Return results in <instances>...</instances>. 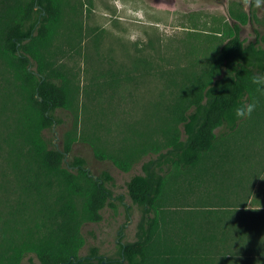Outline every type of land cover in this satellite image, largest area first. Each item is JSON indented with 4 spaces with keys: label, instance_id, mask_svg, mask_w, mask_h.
I'll use <instances>...</instances> for the list:
<instances>
[{
    "label": "trees",
    "instance_id": "1",
    "mask_svg": "<svg viewBox=\"0 0 264 264\" xmlns=\"http://www.w3.org/2000/svg\"><path fill=\"white\" fill-rule=\"evenodd\" d=\"M254 5L256 0H249V8ZM81 6L78 0H0V264H25V258L29 264H264V208L237 214L203 208L181 217L165 204L172 180L194 168L201 171L205 157L213 156L224 135L215 129L233 130L244 118L234 115L235 107L262 89L251 78L264 74V33L254 28L248 43L240 35L246 22L264 27V15L250 9L237 12L223 32H212L204 61L175 68L168 122L158 129L161 140L149 144L150 134L141 133L139 148L120 153L94 147L98 159L124 171L148 146L156 155L126 182L139 211L135 238L119 239L105 262L95 246L80 254L83 223L100 221L104 206L122 199L107 185L113 180L108 172L94 177L84 158L66 161L74 135L67 132L58 148L44 134L60 121L57 109L75 105L71 79L56 65L54 41L59 33L81 35ZM223 34L216 44L213 39ZM138 69L150 71L148 60L134 59L124 77L133 79L129 72ZM122 73L108 70L105 79L103 72L96 74L93 90L102 96L105 85L117 86ZM176 215L180 218L172 219Z\"/></svg>",
    "mask_w": 264,
    "mask_h": 264
},
{
    "label": "rangeland",
    "instance_id": "2",
    "mask_svg": "<svg viewBox=\"0 0 264 264\" xmlns=\"http://www.w3.org/2000/svg\"><path fill=\"white\" fill-rule=\"evenodd\" d=\"M78 1L82 2L81 35L68 38L59 33L54 41L56 65L71 79L75 105L57 109L60 121L44 134L62 148L70 132L76 138L66 161L80 156L93 175L106 171L113 177L107 185L122 199L115 200L114 206H104L100 221L83 223L86 242L80 251L84 255L95 246L99 254L107 256L116 252L119 239L135 238L139 211L128 197L126 182L141 173V163L155 157L156 151L148 146L124 171L109 159H98L94 147L120 153L139 148L141 133L150 134L149 144L161 140L158 129L168 122L164 116L175 93L169 84L177 73L175 68L204 61L203 51L212 32H223L237 12L250 9L253 15L263 16L264 4L249 8V0ZM254 28L264 33V27L254 21L242 24L244 43L254 39ZM223 38L224 34L213 40L219 44ZM137 58L148 60L151 69L144 74L142 69L129 72L134 78L128 81L125 71ZM117 69L123 72L122 80L115 87L105 85L99 96L93 90L95 75L103 72L105 79L108 70ZM253 101L256 106L251 116L244 117L233 130L215 129L224 135L218 136L213 156L205 157L201 171L194 168L172 180L165 202L168 208L178 210L181 217L203 208L231 210V214L239 209L264 208V88ZM33 261L37 262L35 257ZM24 262L29 264L27 258Z\"/></svg>",
    "mask_w": 264,
    "mask_h": 264
},
{
    "label": "clouds",
    "instance_id": "3",
    "mask_svg": "<svg viewBox=\"0 0 264 264\" xmlns=\"http://www.w3.org/2000/svg\"><path fill=\"white\" fill-rule=\"evenodd\" d=\"M257 6L260 4H264V0H256ZM234 79L235 76L231 75ZM252 83L257 85L259 88H264V74H254L252 76ZM255 102H245L241 101L238 103L237 107L234 109V115L237 118H243V117H248L251 116L254 108H255Z\"/></svg>",
    "mask_w": 264,
    "mask_h": 264
},
{
    "label": "water",
    "instance_id": "4",
    "mask_svg": "<svg viewBox=\"0 0 264 264\" xmlns=\"http://www.w3.org/2000/svg\"><path fill=\"white\" fill-rule=\"evenodd\" d=\"M35 8H37V5L35 6ZM94 177H96V176L94 175ZM71 258H72V257H71ZM105 258H106V256H104L102 262H105ZM81 259H83V258H81ZM73 261H74V260H73Z\"/></svg>",
    "mask_w": 264,
    "mask_h": 264
}]
</instances>
